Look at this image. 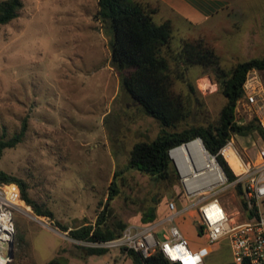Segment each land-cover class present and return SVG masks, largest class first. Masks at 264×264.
I'll return each instance as SVG.
<instances>
[{
	"label": "rangeland",
	"instance_id": "obj_1",
	"mask_svg": "<svg viewBox=\"0 0 264 264\" xmlns=\"http://www.w3.org/2000/svg\"><path fill=\"white\" fill-rule=\"evenodd\" d=\"M23 2L19 16L0 26V140L18 134L24 121L27 131L15 147L0 149V168L24 179L30 196L70 228L96 223L114 180L120 193L110 202L107 220L113 227L119 222L143 224L144 211L158 198L162 199L159 216L168 214L167 201L181 205L180 182L166 190L165 185L158 186L149 176L127 168L134 144L154 140L163 126L145 114L122 87L111 64L110 37L102 24L86 11L80 14L86 9L95 11L97 3ZM154 21L160 23L159 17ZM180 28L174 29V49L183 40L202 41L214 48L227 71L239 62L264 57V0H249L204 27ZM259 74L264 81V71ZM173 76L174 93L193 100L190 119L180 128L217 123L226 97L218 89L216 72L194 65L185 79ZM253 118L248 107L238 102L237 121L245 124ZM233 137L245 161L257 158L263 142L258 131ZM222 155L236 172L241 170L232 148H224ZM116 172L120 173L117 179ZM4 188L13 202L6 207L12 211L14 257L0 264H48L54 257L64 264H106L112 254L121 251L114 248L104 254H89L69 231L59 229L46 216H37L21 199L19 189ZM218 197L231 216L243 207L237 186ZM197 217V210H192L176 221L191 248L202 251L205 264H234L230 239L209 244L196 225ZM170 226L167 223L159 228L161 238L170 236ZM131 263L127 259L122 264Z\"/></svg>",
	"mask_w": 264,
	"mask_h": 264
},
{
	"label": "trees",
	"instance_id": "obj_2",
	"mask_svg": "<svg viewBox=\"0 0 264 264\" xmlns=\"http://www.w3.org/2000/svg\"><path fill=\"white\" fill-rule=\"evenodd\" d=\"M98 6L94 19L102 24L104 32L110 37L111 64L120 76L122 87L138 101L145 114L154 117L163 126L154 140L134 144L127 168L140 171L149 176L156 185H165L166 190H171L180 182V177L169 151L201 137L207 149L217 154V159L230 181H234L239 174L222 155L221 150L234 135L249 136L258 131L264 137L256 117L245 124H240L236 119V107L245 94L244 83L247 74L253 69L264 71V57L239 62L227 71L221 67L220 58L214 48L202 41L183 40L179 47L174 49L172 22L166 20L156 23L154 14L157 8L136 0H98ZM23 7V0H0V26L17 18ZM194 65H200L205 71L211 69L216 72L218 89L226 97V103L221 109L217 123L187 124L180 128V125L190 119L193 100L191 96L183 97L174 93L173 75L185 79L188 69ZM190 87L194 92L195 87ZM26 131L27 121H24L18 134L10 140H0V149L15 147ZM119 174L116 172L115 179ZM0 183L19 189L21 199L32 207L36 215L50 218L56 227L64 232L69 231V236L74 240H110L121 236L129 226L125 222H119L117 227H113L107 220L111 212L110 202L120 193V185L116 180L109 187L108 199L96 223H86L75 228L56 220L55 213L50 208L33 199L24 179L0 168ZM237 188L241 195L242 186L238 185ZM161 201V198L156 199L155 205L144 211L143 224L140 225H149L160 219L162 214L159 216L158 205ZM165 204L168 207L169 202ZM79 247L85 248L89 254H104L109 251L81 245ZM121 251L132 259V264H177L169 261L159 251L149 257H144L134 250ZM48 264L64 262L54 257Z\"/></svg>",
	"mask_w": 264,
	"mask_h": 264
},
{
	"label": "built area",
	"instance_id": "obj_3",
	"mask_svg": "<svg viewBox=\"0 0 264 264\" xmlns=\"http://www.w3.org/2000/svg\"><path fill=\"white\" fill-rule=\"evenodd\" d=\"M244 92L243 98L238 102L243 103L253 113L264 134V81L259 70L253 69L248 72ZM193 141L202 143L206 155L201 161L194 162L191 159L187 165L180 166L171 155L178 147L169 151L180 177L184 198L181 205L170 201L167 216L149 225H129L119 237L76 242L83 246L108 250L114 248L134 250L144 257L159 251L173 263L205 264L202 251L191 248L188 239L176 224L180 217L197 210L196 225L209 244L213 245L224 238H229L234 264H264V137L258 156L253 161H245L242 158L236 149L234 137L228 141L224 148L230 146L242 165V170L237 172L239 176L234 181H230L217 159V154L207 149L201 137L183 145ZM1 184L0 214L9 212L12 218L11 209L6 207L12 202L7 199L5 183ZM238 185H241L243 190L241 194L243 207L237 209V215L231 216L218 195ZM167 223L171 224L170 236L161 238L159 228ZM106 264L119 263L108 261Z\"/></svg>",
	"mask_w": 264,
	"mask_h": 264
},
{
	"label": "crops",
	"instance_id": "obj_4",
	"mask_svg": "<svg viewBox=\"0 0 264 264\" xmlns=\"http://www.w3.org/2000/svg\"><path fill=\"white\" fill-rule=\"evenodd\" d=\"M85 1L87 3L96 2L97 8L95 11L87 10L85 8L86 10H82L80 14L83 16L84 12L86 11V13H89V15H92L94 17L99 7L98 0H85ZM136 1H141L152 7L157 8V12L154 14V17L158 16L160 23L166 20H170L172 22L174 29L180 30L181 29L180 27L185 26L188 27V29L190 30L192 28L204 27L211 21L217 19L219 16H222L224 14L229 15L231 9H234V7L238 5H243L247 3V1L249 0H136ZM37 221L42 222L44 225L48 226L40 219H37ZM30 229H31L30 227L26 229V237L28 236ZM26 237L24 240L29 243V241L27 240L28 238ZM127 259H130L132 261L131 258L127 257L126 254L122 253L121 251L112 254L110 257V261H116L119 264H122Z\"/></svg>",
	"mask_w": 264,
	"mask_h": 264
},
{
	"label": "bare ground",
	"instance_id": "obj_5",
	"mask_svg": "<svg viewBox=\"0 0 264 264\" xmlns=\"http://www.w3.org/2000/svg\"><path fill=\"white\" fill-rule=\"evenodd\" d=\"M226 148H231V147L228 146ZM234 154L235 157L238 159L235 152ZM171 155L173 156V158L176 159V161H178V164L180 166H183V165H187L190 162L189 160L191 159H193L194 162L203 160L205 158L206 153L204 151L202 143H200L199 141H193L186 145H182L174 149L171 152ZM241 170H242V165H241ZM8 201L10 200L8 199ZM13 233H14L13 222L10 213L9 212L1 213L0 214V261L2 262L10 261L9 253L12 247Z\"/></svg>",
	"mask_w": 264,
	"mask_h": 264
},
{
	"label": "water",
	"instance_id": "obj_6",
	"mask_svg": "<svg viewBox=\"0 0 264 264\" xmlns=\"http://www.w3.org/2000/svg\"><path fill=\"white\" fill-rule=\"evenodd\" d=\"M183 145V144H182ZM181 146V145H180ZM180 146H177V147H180ZM12 247H13V242H12ZM11 247V251L9 253V257L10 259H12L14 257V253H13V248Z\"/></svg>",
	"mask_w": 264,
	"mask_h": 264
}]
</instances>
